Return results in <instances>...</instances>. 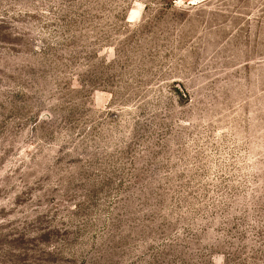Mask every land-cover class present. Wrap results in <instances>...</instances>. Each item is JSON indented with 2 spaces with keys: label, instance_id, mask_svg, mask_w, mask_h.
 <instances>
[{
  "label": "rangeland",
  "instance_id": "rangeland-1",
  "mask_svg": "<svg viewBox=\"0 0 264 264\" xmlns=\"http://www.w3.org/2000/svg\"><path fill=\"white\" fill-rule=\"evenodd\" d=\"M0 264H264V0H0Z\"/></svg>",
  "mask_w": 264,
  "mask_h": 264
}]
</instances>
